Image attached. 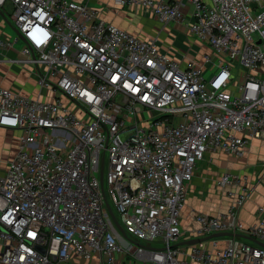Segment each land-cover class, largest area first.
Instances as JSON below:
<instances>
[{
    "label": "built area",
    "instance_id": "obj_1",
    "mask_svg": "<svg viewBox=\"0 0 264 264\" xmlns=\"http://www.w3.org/2000/svg\"><path fill=\"white\" fill-rule=\"evenodd\" d=\"M115 1L177 23L209 51L178 59L87 4L0 0L15 31L0 34V52L19 54L0 65L29 67L39 91L0 85V126L21 131L0 175V264H264L263 247L236 237L216 254L176 246L197 164L264 137V0ZM236 181L225 173L219 185ZM194 219L197 239H264V218L245 228L234 209Z\"/></svg>",
    "mask_w": 264,
    "mask_h": 264
},
{
    "label": "crops",
    "instance_id": "obj_2",
    "mask_svg": "<svg viewBox=\"0 0 264 264\" xmlns=\"http://www.w3.org/2000/svg\"><path fill=\"white\" fill-rule=\"evenodd\" d=\"M70 1L89 5L98 11L103 21L137 38L142 40L157 38L161 48L178 59L187 56L186 51L180 47L181 39L183 38L182 40L186 41L185 38H187L191 42L196 41L177 23L172 21L163 23L143 9L129 5L122 6L115 0ZM14 32L12 26L4 23L3 14L0 11V34L11 37ZM202 48L205 49L204 52L209 51L204 43ZM0 53V58H15L17 55L16 52L11 50ZM27 73L32 76L30 71ZM15 76L13 72L9 71L4 79H0V85L25 96L33 98L39 96L36 79L33 82L35 90L29 91L18 86ZM42 99L53 101L55 93L50 90ZM20 135V130L0 126V175L7 171L9 162L17 154ZM225 173L235 175L237 177L236 183L221 187L219 181ZM187 191L186 203L180 216L182 234L176 244L177 247L187 249L189 245L179 246V244L197 239L191 233V230L196 229L198 226L194 219V216L198 213L225 217L230 209H234L238 220L245 228L258 225L264 218V211H261V208L264 207V137L253 138L245 148L244 153L239 157L222 151L208 154L203 161L197 164L191 181L187 183ZM241 196H244V202L241 206H238L237 201ZM238 234L248 235L245 232ZM233 239V237L224 236L204 241L203 244L211 253L216 254L228 247ZM238 239L246 240L236 237V240ZM260 241L264 243V239ZM121 242L125 245V241L121 240ZM181 258L186 259L187 255L183 254Z\"/></svg>",
    "mask_w": 264,
    "mask_h": 264
},
{
    "label": "rangeland",
    "instance_id": "obj_3",
    "mask_svg": "<svg viewBox=\"0 0 264 264\" xmlns=\"http://www.w3.org/2000/svg\"><path fill=\"white\" fill-rule=\"evenodd\" d=\"M182 39H181L180 47L186 51V55L190 58H194V59L200 61L201 60V54L205 50L204 48H202L203 42L200 40H196L194 42H191V40H189L187 38H185L186 41H183ZM206 47H207V45H206ZM207 49H208V47H207ZM174 50L176 51V49H174ZM15 57H19V54L17 53V55ZM9 71L13 72L16 75L15 78H16L17 84L20 88H24V89L29 90V91L35 90V85L33 83L35 80V75L33 74V71H32V76L27 73L28 71H31L29 67L21 65V64L10 65L8 63H2L0 65V79H4V76L7 75ZM87 118L88 117H86V119ZM73 263H75V264H92V263L84 262L83 260H80L78 258L77 259L75 258Z\"/></svg>",
    "mask_w": 264,
    "mask_h": 264
},
{
    "label": "water",
    "instance_id": "obj_4",
    "mask_svg": "<svg viewBox=\"0 0 264 264\" xmlns=\"http://www.w3.org/2000/svg\"><path fill=\"white\" fill-rule=\"evenodd\" d=\"M255 6V5H253ZM100 180H101V184L103 186V176L101 174V177H100ZM108 207V210L111 214V217H112V221L116 227V229L118 230V232L120 233V235L126 239V234L123 230V228L120 226L114 212L112 211L111 207L109 205H107ZM2 231V228L0 227V232ZM224 236H228V237H240V238H243V239H246L260 247H263L264 248V243L256 238H253L251 236H248V235H243V234H234V233H229V232H221V233H215L213 235H210L206 238H200V239H194V240H191V241H187V242H183V243H180L179 246H184V245H191V244H197V243H200V242H204V241H207V240H211V239H214V238H218V237H224ZM178 246V245H176ZM42 252H44L42 250Z\"/></svg>",
    "mask_w": 264,
    "mask_h": 264
}]
</instances>
